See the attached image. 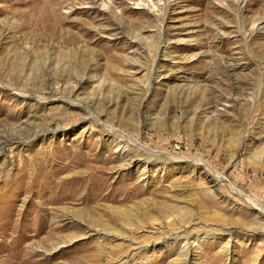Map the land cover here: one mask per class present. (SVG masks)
Segmentation results:
<instances>
[{"label": "rangeland", "instance_id": "rangeland-1", "mask_svg": "<svg viewBox=\"0 0 264 264\" xmlns=\"http://www.w3.org/2000/svg\"><path fill=\"white\" fill-rule=\"evenodd\" d=\"M50 2L0 0V264H264V0Z\"/></svg>", "mask_w": 264, "mask_h": 264}, {"label": "bare ground", "instance_id": "bare-ground-1", "mask_svg": "<svg viewBox=\"0 0 264 264\" xmlns=\"http://www.w3.org/2000/svg\"><path fill=\"white\" fill-rule=\"evenodd\" d=\"M44 1H45V0H44ZM46 1H47V0H46ZM48 1H50V0H48ZM56 1H57V0H51L52 3L56 2ZM51 2H50V3H51ZM58 3H59V2H58ZM46 4H48V3H46ZM55 5L57 6V5H59V4L56 3ZM48 6L52 8V5H51V4L48 5ZM50 10H51L52 12H53V11H55V12L57 11L56 7L52 8V9H50ZM57 13H58V12H57ZM57 13H55V14H57ZM45 19H46V18H45ZM25 55H26V54H25ZM27 55H28V54H27ZM71 55H72V54H71ZM16 58H19V57L16 56ZM40 62H41V61H40ZM17 64H18V63H17ZM39 64H40V63H39ZM18 66H19V65H18ZM18 66H17V65L15 66L14 64H12L13 69H11V70L16 72V69H18ZM10 67H11V66H10ZM21 67H22V66H21ZM19 69H20V68H19ZM19 71H20V70H19ZM20 72H22V71H20ZM20 74H21V73H20ZM71 74H72V73H71ZM73 75H74V74H73ZM19 76H20V75H19ZM36 78H37L36 76H35V77L33 76V77H32V80H33V79H36ZM13 79H14V78H13ZM16 79H18V78L16 77ZM20 79H21V78H20ZM20 79H19V80H20ZM28 79H29V78H28ZM33 81H35V80H33ZM132 217H133V215H131V214H127V215L125 216V218H126L127 220H131ZM114 218H115L117 221H118V219H119V218H118V215L114 216Z\"/></svg>", "mask_w": 264, "mask_h": 264}]
</instances>
